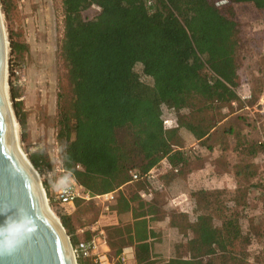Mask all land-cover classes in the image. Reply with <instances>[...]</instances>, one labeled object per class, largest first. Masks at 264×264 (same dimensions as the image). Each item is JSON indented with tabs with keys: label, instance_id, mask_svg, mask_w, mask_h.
<instances>
[{
	"label": "trees",
	"instance_id": "1",
	"mask_svg": "<svg viewBox=\"0 0 264 264\" xmlns=\"http://www.w3.org/2000/svg\"><path fill=\"white\" fill-rule=\"evenodd\" d=\"M238 3L264 10V0H226L220 6L214 0H61L59 50L68 96L57 104L58 165L91 195L114 191L106 211L98 203L108 254L130 245L133 264H243L250 257L255 235L248 224L256 219L246 218L247 201L264 196L261 183L248 182L253 174L247 157L264 158V143L253 141L255 117L245 119L242 132L231 133L230 146L224 139L214 142L216 132H230L220 109L242 102L245 79L237 58L248 38L235 18ZM9 98L22 126L10 89ZM162 108L174 113V126H163ZM216 145L220 152L241 150L243 160L225 167L232 188L190 190L161 179L162 188L145 200L138 192L146 181H130L129 170L159 176L157 170L165 168H175L179 181L191 154ZM27 159L36 170L42 166L39 153H27ZM41 184L48 203L55 204L46 180ZM173 188L178 192L171 200L184 195L194 221L188 228L173 221L149 227ZM72 214L58 215L70 244L77 240ZM164 237V252L150 253L145 241ZM75 261L93 264L89 258ZM256 262L264 264V249Z\"/></svg>",
	"mask_w": 264,
	"mask_h": 264
},
{
	"label": "rangeland",
	"instance_id": "2",
	"mask_svg": "<svg viewBox=\"0 0 264 264\" xmlns=\"http://www.w3.org/2000/svg\"><path fill=\"white\" fill-rule=\"evenodd\" d=\"M233 7L235 18L241 24L244 36L248 38V41L240 44L237 60L238 71L245 79L239 92L240 95L248 94L249 98L240 103L234 102L233 105L229 103L220 109L221 113L226 115L221 124L226 128L230 127V132H216L214 142L224 139V144L230 146L232 142L234 143V136L231 133L242 132L247 127L244 123L245 119L250 120L255 117L253 123L257 136L253 141L264 143V115L257 114L254 110V104L264 92V10H256L250 3H238ZM93 12L90 10L84 14L90 16ZM0 15L7 40L5 60L7 101L13 113L9 98L10 89L15 96L13 102L16 111L23 123L20 126L13 113L18 135L17 145L26 159L27 153L41 155L40 169L36 170L31 166L40 175L42 168H53L59 164L55 137L57 104L62 103L68 96L65 66L59 50L63 23L61 0H0ZM244 104L249 106V110L244 108ZM173 116L174 113L162 108V118H173ZM240 152L239 154L231 150L220 152L219 146L216 145L210 151L202 149L197 155L191 154L183 173L193 170L194 180L199 183H195L194 187L189 189L206 188L209 185L232 188L231 174L226 173L225 167L243 160ZM249 159L252 165H259L257 175L264 177V158L249 157ZM157 173L165 185L179 182L178 173L167 168L159 169ZM200 179L201 181H198ZM50 182L52 180L49 184ZM49 186L51 187L52 184ZM176 186L177 184L173 185L175 188ZM177 192L174 193L173 188L174 195L168 194L167 200L161 198L164 207L158 210L156 219L160 221L169 215L174 223L180 221V214L182 215L183 212L180 210L181 206L173 205L171 202ZM46 205L56 218L63 213L56 204L48 203V198ZM74 206L72 221L75 227H85L83 232L88 233L89 238L92 232L88 230V226H102L98 200H77ZM245 213L247 219L256 220L248 224L255 236L247 248L250 257L247 258L248 260L245 259L243 264H257L256 255H261L264 249V203L257 199L248 201ZM194 217L195 215H192L189 218L191 222L194 221ZM241 225L247 228L244 221H241ZM116 256L117 254L114 255L112 251L109 254L107 252L109 264H120ZM183 256L186 257L187 254ZM89 261L93 263L91 259Z\"/></svg>",
	"mask_w": 264,
	"mask_h": 264
},
{
	"label": "water",
	"instance_id": "3",
	"mask_svg": "<svg viewBox=\"0 0 264 264\" xmlns=\"http://www.w3.org/2000/svg\"><path fill=\"white\" fill-rule=\"evenodd\" d=\"M1 70L0 25V224L20 209L27 213L25 222L30 216L36 225V231L13 254L0 255V264H76L59 220L47 211L39 183L37 186L29 167L13 147Z\"/></svg>",
	"mask_w": 264,
	"mask_h": 264
},
{
	"label": "built area",
	"instance_id": "4",
	"mask_svg": "<svg viewBox=\"0 0 264 264\" xmlns=\"http://www.w3.org/2000/svg\"><path fill=\"white\" fill-rule=\"evenodd\" d=\"M225 3L226 0H214L215 6H220ZM248 98V94H243L240 96L241 100H246ZM230 104L233 105L234 102H231ZM248 107V105L244 104L245 109L249 110ZM254 110L256 113L264 115V93H261V95L258 97L256 103L254 104ZM162 124L164 127H171L175 125L174 119L171 117L162 118ZM171 171L176 173L177 170L174 168ZM128 175L130 177V181H135L141 178L146 181L147 188L145 186V188H142L138 192V194L145 200H149L151 198L152 190L155 191L162 188L163 182L161 178L154 174L153 171H148L147 173L141 175L135 170H129ZM37 177L39 179V184L41 183L40 180L45 178L52 180V200L62 210V214H70V209L73 208V205L77 200H98L101 211H106L107 206L113 203L115 199L114 191L99 195H91L80 184H78L70 174L64 172L59 165H56L53 168H42L41 174H37ZM53 186H57L61 190H56ZM148 186L150 189H148ZM41 190L46 202L47 198L43 187ZM171 202L173 205L180 204L181 211H183V208L186 207V197L184 195H180L178 198L171 200ZM87 228L92 232L88 239H79L74 244H70L69 238L67 236L69 250L72 257L74 260L76 257L89 258L95 264H109L107 260L108 247L105 242L103 228L101 226L99 227L98 225H90ZM77 230L79 232H83L85 231V227L78 228ZM116 259L120 264H133L134 256L132 247L130 245L122 247L116 256Z\"/></svg>",
	"mask_w": 264,
	"mask_h": 264
},
{
	"label": "crops",
	"instance_id": "5",
	"mask_svg": "<svg viewBox=\"0 0 264 264\" xmlns=\"http://www.w3.org/2000/svg\"><path fill=\"white\" fill-rule=\"evenodd\" d=\"M262 138V137H261ZM249 157H251V159H256L254 156H248L247 158H248V162H249V167H248V169H249V171L251 170L252 171V176H250L249 178H248V182L249 183H261V187H264V177H259V175H257V173H256V171L259 169V165L258 164H255V165H252V161H250V159H249ZM256 166V167H255ZM254 167H255V169H254ZM258 167V168H257ZM261 169V168H260ZM247 171V167H246V169H244V171ZM226 173H231V172H226ZM55 176V175H54ZM195 178H194V171L192 170V171H186V173L184 174V177L183 178H181L180 180H179V182H181V183H184L188 188H193L194 186V184L195 183H199V182H196L195 180H194ZM45 180L47 181V187H48V189H49V192H50V194H51V196H52V194H53V191H52V187H50L49 185L51 184V182H50V184H49V181H51L50 179H48V178H45ZM198 181H201V179L200 180H198ZM208 187H217V188H222V187H218V186H208ZM264 189V188H263ZM195 190V189H194ZM256 194V192H255V190H252L251 191V196L252 195H255ZM253 197V196H252ZM253 199V198H252ZM251 199V200H252ZM257 200H259V201H261V203H264V196L262 197V198H259V199H257ZM248 201H250L249 199H248ZM247 201V202H248ZM75 212V206L73 205V208H71L70 209V214H67V215H71L72 213H74ZM66 215V214H65ZM193 215V213L191 212V210H190V208L189 207H185V208H183V212H182V215L180 214V221L179 222H181V223H179V222H176V224H178L180 227H183V228H188V224H190L191 223V219H189L191 216ZM171 221V219H170V216L169 215H167L165 218H163L162 220H158V219H156L154 222H148V224H149V227H158V226H163V224L164 223H168V222H170ZM73 226H74V229H73V235L76 237V239L77 240H79V239H81V237H82V234L84 233V232H79L77 229L78 228H81L80 226L78 227V226H76L75 227V225H74V223H73ZM91 236V235H90ZM88 239V238H87ZM76 240V241H77ZM168 240H167V238H163V241L161 242H159V241H154L153 239H148L147 241H145V243L147 244V249L150 251V253H153V254H156V253H163L164 252V248H165V246H166V242H167ZM132 247V246H131ZM132 250H133V256H134V249H133V247H132Z\"/></svg>",
	"mask_w": 264,
	"mask_h": 264
},
{
	"label": "clouds",
	"instance_id": "6",
	"mask_svg": "<svg viewBox=\"0 0 264 264\" xmlns=\"http://www.w3.org/2000/svg\"><path fill=\"white\" fill-rule=\"evenodd\" d=\"M53 187L61 190L57 186ZM25 216L27 213L18 209L14 215L7 216L0 224V255L13 254L36 231L34 219L29 216L25 222Z\"/></svg>",
	"mask_w": 264,
	"mask_h": 264
},
{
	"label": "bare ground",
	"instance_id": "7",
	"mask_svg": "<svg viewBox=\"0 0 264 264\" xmlns=\"http://www.w3.org/2000/svg\"><path fill=\"white\" fill-rule=\"evenodd\" d=\"M1 15H0V25H1V46H2V86H3V92H4V97H5V101L7 106L9 107L8 111H9V116H10V120H11V124H12V144L13 147L15 148V150L18 152L19 156L21 157V159L25 162V164H27V166L29 167L31 174L33 175V178L35 180V183L38 186L39 183V179L37 177V173L33 170V168L30 166V164L28 163V160L25 158V156L23 155V153L19 150V147L17 145V133H16V123L13 119V113L11 112L10 106L8 105V101H7V94H6V51H7V40L5 37V33H4V29H3V25H2V21H1ZM10 102V101H9ZM40 185V184H39ZM39 191L41 193L42 199L44 200L43 194H42V190H41V186L38 187ZM47 207V205H46ZM47 211H49L50 215L56 220L58 218L55 217V215L50 211V209L47 207ZM77 264V263H76Z\"/></svg>",
	"mask_w": 264,
	"mask_h": 264
}]
</instances>
